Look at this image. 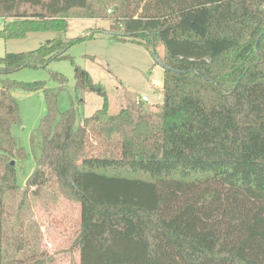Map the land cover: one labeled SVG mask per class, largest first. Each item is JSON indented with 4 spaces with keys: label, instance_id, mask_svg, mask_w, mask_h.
<instances>
[{
    "label": "trees",
    "instance_id": "1",
    "mask_svg": "<svg viewBox=\"0 0 264 264\" xmlns=\"http://www.w3.org/2000/svg\"><path fill=\"white\" fill-rule=\"evenodd\" d=\"M0 17L10 19L6 38L55 32L0 56V75L73 62L66 51L94 32L63 38L70 17L108 18L103 34L165 65L155 113L111 114L104 89L78 67L76 86L103 98L91 115L59 111L45 88L25 191L50 188L78 205V264H264V0H0ZM43 86L0 77V264L22 261L13 256L22 243L5 240V202L19 188L11 90ZM35 255L30 264L45 263Z\"/></svg>",
    "mask_w": 264,
    "mask_h": 264
},
{
    "label": "rangeland",
    "instance_id": "2",
    "mask_svg": "<svg viewBox=\"0 0 264 264\" xmlns=\"http://www.w3.org/2000/svg\"><path fill=\"white\" fill-rule=\"evenodd\" d=\"M111 9L108 7L107 15ZM8 20V17H0V30ZM66 21L65 39L94 32V37L75 42L66 51L73 62L69 58H58L48 62L45 67L25 66L0 75L4 79L41 81L44 84L36 91L11 90L19 103L20 120L18 125L12 127L18 148L10 158V165L15 169L19 188L9 194L5 202V240L7 245L14 248L17 243H22L21 249L13 255L16 259H22L20 264H30L32 254L43 259L44 264H78V251L73 243L79 224L78 205L53 194L50 188L40 190L36 196L32 195L31 190L25 191L26 179L35 166L36 129L47 112L45 88L56 92L59 111L71 106L75 108L77 120L101 107L103 98L95 91L76 86L75 67L86 70L92 81L104 89L111 114L122 107L130 108L135 114L155 113L162 103L163 68L155 61L150 50L103 34L100 30L108 29L113 23L108 18L70 17ZM54 36L53 31L30 32L23 38L0 36V56L6 52L34 50ZM156 50L162 54L160 44ZM56 74L63 75L65 79L61 81L59 77H54ZM143 95L147 96V100H141ZM2 169L0 164V172Z\"/></svg>",
    "mask_w": 264,
    "mask_h": 264
},
{
    "label": "water",
    "instance_id": "3",
    "mask_svg": "<svg viewBox=\"0 0 264 264\" xmlns=\"http://www.w3.org/2000/svg\"><path fill=\"white\" fill-rule=\"evenodd\" d=\"M102 32H104V33H109L110 31H102ZM88 33V32H87ZM258 38L259 37H257V40H258ZM257 40H256V42H257ZM151 54H152V56L154 57V59H155V61L162 67V68H164L165 67V65L159 60V58H158V56L153 52V51H151ZM175 71H179V70H177V69H174ZM10 164H12V161L10 162Z\"/></svg>",
    "mask_w": 264,
    "mask_h": 264
},
{
    "label": "built area",
    "instance_id": "4",
    "mask_svg": "<svg viewBox=\"0 0 264 264\" xmlns=\"http://www.w3.org/2000/svg\"><path fill=\"white\" fill-rule=\"evenodd\" d=\"M0 25H2V22H0ZM141 100H143V101L147 100V96H146V95H143V96L141 97Z\"/></svg>",
    "mask_w": 264,
    "mask_h": 264
}]
</instances>
